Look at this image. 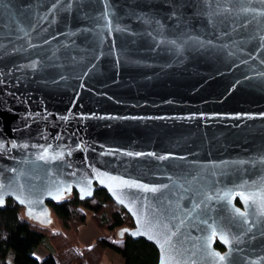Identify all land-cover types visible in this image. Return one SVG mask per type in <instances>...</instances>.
<instances>
[{"label":"water","instance_id":"95a60500","mask_svg":"<svg viewBox=\"0 0 264 264\" xmlns=\"http://www.w3.org/2000/svg\"><path fill=\"white\" fill-rule=\"evenodd\" d=\"M52 2L11 0L7 10L0 7V42L9 50L0 57V69L13 70L11 77H0L7 79L0 84V142L6 148L13 141L18 145L0 155V183L15 180L12 188L0 190L7 201L22 209L27 220L48 227L53 223L49 204L74 192L85 202L103 191L132 219V228L120 229L118 238L143 239L155 247L157 264H264L260 234L264 217L249 216V221H261L259 231L252 230L253 240L233 211H258L256 205L247 208L237 193H252L258 203L264 200V117L258 115L264 112V44L245 43L256 26L241 27L245 15L251 20V14L239 12L242 5L261 6L260 0H207L202 12L191 6L196 0H190L182 24L165 19L162 0H79L80 9L74 6L55 16L48 13ZM29 3L34 7L25 11ZM209 4L211 10L220 4L231 14L210 22ZM45 15L48 19H41ZM145 15H155L164 27L147 22ZM20 28L29 36H23ZM17 35L23 39H16ZM29 40L40 47L27 49ZM171 40L187 43L177 48L166 42ZM22 46L27 51H11ZM37 53L43 60L35 70L14 68L41 59ZM237 80L240 83L233 88ZM236 113L256 115L230 118ZM128 152L156 156L135 157ZM159 156L167 158L161 161ZM12 168L21 174L8 171ZM213 172L216 175L211 176ZM105 173L169 188L174 181L183 184L184 177L192 181L211 176L217 183L207 190L213 199L205 218L221 227L214 235L212 228L200 224L201 205L188 217L201 230L186 221L176 232L172 225L192 209L193 200L188 196L178 200L176 220L164 209L175 208L182 190L176 189L169 199L168 189L151 193L117 187ZM96 177L111 185L115 195ZM241 183L244 188L236 187ZM89 190L91 196L86 194ZM17 195L25 200L23 206L14 199ZM165 224L176 232L167 243ZM221 230L230 244L221 242ZM210 253L230 255L219 261Z\"/></svg>","mask_w":264,"mask_h":264},{"label":"trees","instance_id":"16d2710c","mask_svg":"<svg viewBox=\"0 0 264 264\" xmlns=\"http://www.w3.org/2000/svg\"><path fill=\"white\" fill-rule=\"evenodd\" d=\"M94 196L80 202L74 192L49 204L51 217L58 226L54 230L27 220L23 210L8 201L7 207L0 209V264H101L109 250L121 257L124 264H157L155 247L143 239L135 241L126 235L118 238L120 229L133 226L124 209L103 191H96ZM87 214L100 236L92 245L81 248L77 236L80 227L86 224ZM44 241L53 253L38 260L34 252ZM216 248L221 250L219 245ZM10 256L12 263L8 261Z\"/></svg>","mask_w":264,"mask_h":264},{"label":"snow or ice","instance_id":"6c2138e0","mask_svg":"<svg viewBox=\"0 0 264 264\" xmlns=\"http://www.w3.org/2000/svg\"><path fill=\"white\" fill-rule=\"evenodd\" d=\"M11 3V0H8L7 3H0V7H3L5 10H7L9 8V4ZM202 3H207V0H196L195 4H191L192 7L197 8L198 11L202 12ZM190 5V0H162V7L165 9V19L166 20H175L177 24H182L185 20V10L189 7ZM260 5L261 6H251V5H242L239 8V12L240 13H245L251 14V20H249L247 18V15H245L243 22L241 23V27H244L246 24H251V23H255V29L254 32L252 34H250L245 43H247L248 40H257L258 41V46L259 44H264V0H260ZM76 7L77 9H80L82 7V5L80 4L79 0H76L75 5L73 3V0H53V2L51 3V6L48 8V13L55 16L57 12L60 11H64V12H70L73 7ZM14 7V6H13ZM34 6L32 4H27L24 7L25 11H28L30 9H32ZM209 7V18H210V22L213 21V19L221 14L224 13H228L231 14V11L220 5V4H216L215 10H211L212 6L211 4L208 5ZM235 10V9H232ZM158 15V13H157ZM147 22L149 23H154L155 25L158 26L159 29H162L164 27V25L161 23V20L156 19L155 15H152L151 17H148L147 15H145L143 17ZM41 19L47 20L48 19V15H45L43 17H41ZM137 19H141V17H137ZM29 28H33V25L29 22L28 25ZM20 32L23 33V36L27 37L29 36V32L26 31L24 28H20L19 29ZM83 31V30H81ZM72 33H68V35H71ZM158 35H162V32H158ZM16 39L21 40L23 39V37L17 35ZM53 39H55V37H53ZM191 39V38H190ZM167 43H170L172 45H175L177 48H181L184 44L187 43V41H181L180 43H177V40H171V41H166ZM195 42V41H194ZM9 43H11V41H9ZM43 43L44 44H48L49 43V39L47 37L43 38ZM208 43H211V41H209ZM236 41H233V45H236ZM200 46L203 47V43H200ZM244 45H240V47L242 48ZM40 47V45L34 44L31 42V40H29L27 42V49H35ZM27 49H23V46L21 47V49H17L15 47H13L11 49L12 52H17L20 50H24L27 51ZM9 54V50L6 47V45L3 42H0V57L6 56ZM251 54V53H249ZM38 56H41V59L39 60H31L30 63L28 64H23V65H14V68L19 71L22 68H28V69H32L35 70L37 68V65L39 63L42 62L43 60V56L41 53H37ZM74 59V58H73ZM12 69H8L7 72H5L3 69H0V77H11L12 76ZM85 75H87V73H85ZM61 79H63V77H61ZM245 79H249L247 76L245 77ZM7 83V79H0V84H6ZM240 81L237 80L235 82V84L233 85V88L239 84ZM81 87H83V85H81ZM94 115V114H93ZM201 116H204L205 114L201 113ZM254 115L256 114H249V113H236L234 114L232 117L230 118H235V119H240L242 117H248V118H254ZM260 117H264V112H261L258 114ZM108 118H117V119H129L128 117H108ZM64 119H67V117H64ZM130 119H137V117H131ZM143 119V118H140ZM18 147V145L15 143V141L11 142V146L10 148H6L5 144L3 142H0V155L3 154L4 151H10L11 149H14ZM23 147L27 148L28 145H23ZM77 148L80 147V145H76ZM61 155H63V153H61ZM68 155H71V151L68 152ZM126 155L128 156H135V157H141L144 155H148V156H156V153H143V152H128L126 153ZM167 157L166 156H159L158 159L163 161L165 160ZM39 159L44 160L45 156L41 155L39 157ZM70 167V165H69ZM8 171H11L15 176H19L21 173L18 172L17 168H12L9 169ZM0 175H3V173H0ZM73 175H75V173H73ZM105 176H108L107 173L104 174ZM216 175V173H211V176ZM211 176L208 178V180H205V178L203 176H200L199 178L197 177H193L192 181H189L186 177H184V183L183 184H179L178 182H173V187L169 188V185L167 184H160L159 186H150L149 184H145V183H140L139 181L136 180H125L121 177H111L108 176V179L116 182L117 187H121V186H126L128 188H138V189H142L144 192H151V193H156L159 189H168V196L166 198L171 199L173 192L176 189H180L182 190V195H180L179 197L176 198V204H175V208L169 207L164 209L165 213L167 215H169L171 217L172 220H176L177 219V215L176 212L179 209V204H178V200L179 199H183L184 196H188L190 199L193 200V207L192 209L188 210L187 212L183 213L182 216L179 218V223L178 224H173L172 227L176 229V232L179 231L180 227L182 225L185 224V222L187 221V223L194 228H197L198 230L200 229V225L196 224L193 222V220H189L188 217H190L192 215V212L195 211V209H199L201 208V205H204V210H202L201 212L197 213V217L200 218V224L202 225H208L209 228H212L213 230V234L215 235L216 232V228L217 227H221L219 224H216L215 226H213L212 224H209V220L208 218H205L207 216V210H208V201H211L213 199L212 195H207V190L209 188H214L215 184L217 183V181H213L211 180ZM97 182L102 185V186H107L109 188L110 191L113 192V195H115V191L113 190V188L111 187V185H105V181L104 179H100L99 177H96ZM169 179L171 180V177H169ZM90 183V181H89ZM194 183L195 184H199L200 187H194ZM15 184V180L14 179H10L9 183L7 185L0 183V190L5 189V188H12ZM244 183H241L239 185H237L236 187L239 188H244ZM21 188L23 187L22 185L20 186ZM69 189L65 188L63 189V191L67 192ZM80 191H84L83 188L80 189ZM88 196L92 195V191H87L86 193ZM231 194V191L228 193H225V196H229ZM238 195L242 196L244 201H245V205L247 208H251L253 205L257 206L258 211L257 212H241L240 209H234L233 211L235 212V214L242 218V222L244 225H247V227L244 229L245 233H251V239H256V233L253 232L252 230L254 228H257V230L259 231L258 225L261 224V221L259 219H252L251 221H249V216L252 217H256L257 215L260 217H264V200H261L259 203L257 202V200L255 199L254 194L252 193H248L247 195H245L244 193H237ZM163 195V194H162ZM197 197H202V199H199V201L197 202ZM8 198H12V193H8ZM217 199H219L220 197L217 196ZM14 199L20 204V205H24L25 204V200L21 199L20 196H15ZM57 200H59V196L56 197ZM117 199H119V197H117ZM7 198L5 197V195L3 194L2 191H0V209H5L7 207ZM250 202V203H249ZM120 203L123 204V200H120ZM28 215H31V210H28ZM229 223H231V218H229ZM163 227L167 230L168 235H166V239L165 242H169L171 239V236L176 235V232H173L171 230V228L168 227L167 224L163 225ZM138 233L133 232L131 233V235L136 236ZM261 235H264V231L260 232ZM148 239H153L152 236H149ZM236 239L238 240L239 237H236ZM221 242L224 244H230V241L228 240V238L223 234V230H221ZM210 255L215 259L218 257L219 261H225L228 256L230 255V253H225V255H219L218 253H210ZM228 264H233L232 261H229Z\"/></svg>","mask_w":264,"mask_h":264},{"label":"rangeland","instance_id":"374dc122","mask_svg":"<svg viewBox=\"0 0 264 264\" xmlns=\"http://www.w3.org/2000/svg\"><path fill=\"white\" fill-rule=\"evenodd\" d=\"M87 221L86 224L80 227L77 240H78V245L81 248H87L88 246L92 245L100 236L99 230L94 227L92 222L90 221V218L87 214ZM51 229H57V222L56 220L53 219V223L50 225ZM35 257L38 260H43L45 257L48 255L52 254V248L48 245L46 241H44L43 244H41L36 251L34 252ZM104 262L101 264H124L123 260L121 257L115 255L113 252L106 251L105 252V258ZM9 263H12V257L10 256L8 258Z\"/></svg>","mask_w":264,"mask_h":264}]
</instances>
